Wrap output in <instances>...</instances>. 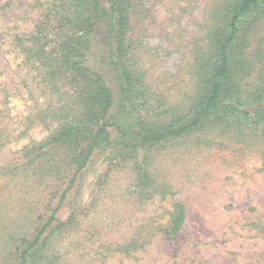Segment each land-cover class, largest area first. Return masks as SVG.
<instances>
[{
    "label": "rangeland",
    "instance_id": "1",
    "mask_svg": "<svg viewBox=\"0 0 264 264\" xmlns=\"http://www.w3.org/2000/svg\"><path fill=\"white\" fill-rule=\"evenodd\" d=\"M125 1L119 42L111 0H0V264H264V4L182 131L234 0Z\"/></svg>",
    "mask_w": 264,
    "mask_h": 264
},
{
    "label": "trees",
    "instance_id": "2",
    "mask_svg": "<svg viewBox=\"0 0 264 264\" xmlns=\"http://www.w3.org/2000/svg\"><path fill=\"white\" fill-rule=\"evenodd\" d=\"M83 1L85 0H77L76 2L77 3L76 7L80 11L83 8V6H85V3H83ZM111 2L113 4L112 10H111L112 14H109L108 10L100 8L101 12L98 14H95V16L97 19V17H100L101 15L103 17H107V15H110L111 25H110L108 37L110 40H118L119 42H122V38L126 35V33L129 30L128 17L125 16L128 13V11L126 10V8H124V6L126 5V1L125 0H111ZM231 4L232 5L229 6L228 8L224 6V11L222 15L220 16L223 25L225 26V23H226V27H228L229 29V35L223 38L224 34H222L221 31H217L216 34L213 33V39H212L213 44H214V39L217 41V39L219 38V41L221 40L222 41H221V45L217 48L218 52L220 53H218V56H217L218 63L216 64L215 69L212 72V86H211L212 89L210 92V96H208V99L206 100V102H204L202 106L200 107V109L197 111L198 113L195 115L194 120L190 124L185 125L184 128H182V131L197 128L202 123L203 119H206L212 111H215L218 108L220 101H225V99L226 98L229 99V97L231 99V96H232L231 88L232 87L229 85V81H228L229 73H230L229 72L230 71L229 61H230L231 47H232L233 41H235L236 38L238 37V34L242 32L239 26L242 24V22L244 23V21L246 20L245 19L246 16L253 13V11L256 8L264 4V0H234V2L233 3L231 2ZM93 21H95V19L93 18H88L87 20H84V21H81L80 19V23L76 25L75 28L73 29V33L75 36H77L78 32L81 33L77 40H82L83 36L85 35L84 33H86V35L90 33L91 28L93 26L92 25ZM74 42L75 41H73V46L69 45L67 47V51H69V53H72V54L77 53L78 57L80 55L81 57H85L84 54H81L82 44L77 42L78 48L76 49ZM69 63L71 67V72L79 71L82 69V67L80 66L81 60L79 58L78 60L77 58H74L73 60L70 57ZM216 79H220V80L217 81ZM221 93H223V95H226L227 93H229L230 96L229 97L222 96L220 99L219 95ZM99 100H101L102 105L105 104L102 98H100ZM229 103L231 104V102ZM230 104L227 105L229 106L228 108H233V106H231ZM219 107L223 108L222 103L220 104ZM104 129L105 128H103V130ZM102 131H100V134L102 133ZM165 136L166 134L160 137H165ZM98 141L99 140L97 136L93 138L92 142H89L90 143L89 151L87 153H83L80 155V159L78 160V163H77L78 165H80L81 167L85 165L86 161L90 157V154L92 152L91 150H93L98 145ZM38 240H39V237L34 243L36 244ZM22 264H25L24 258L22 259Z\"/></svg>",
    "mask_w": 264,
    "mask_h": 264
}]
</instances>
